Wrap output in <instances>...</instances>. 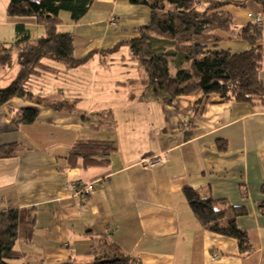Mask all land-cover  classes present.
Wrapping results in <instances>:
<instances>
[{
    "label": "crops",
    "instance_id": "1",
    "mask_svg": "<svg viewBox=\"0 0 264 264\" xmlns=\"http://www.w3.org/2000/svg\"><path fill=\"white\" fill-rule=\"evenodd\" d=\"M222 1L236 35L217 32L215 46L244 51L248 44L239 34L249 24L247 14L264 23V8L253 0ZM8 2L0 0V44L6 46L14 42L15 25L29 30L33 23L9 18ZM61 18L57 30L73 36L76 65L45 56L27 84L33 95L74 108L55 110L21 98L0 107V147L15 146L0 158V212L19 213V258L11 264H89L102 238L131 264H264V105L201 93L166 105L146 91L128 46L112 49L149 23L147 7L93 0L78 23ZM153 40L160 49V39ZM257 44L264 53V31ZM18 72L14 50L0 70V89ZM31 108L37 111L33 123L12 121L15 111ZM103 112L113 115L111 131L91 127L90 118ZM78 140L114 141L117 151L107 167L71 166ZM85 185L92 191H80ZM187 188L215 200L220 210L240 209L235 223L247 236V252L238 240L200 225L185 199Z\"/></svg>",
    "mask_w": 264,
    "mask_h": 264
},
{
    "label": "trees",
    "instance_id": "2",
    "mask_svg": "<svg viewBox=\"0 0 264 264\" xmlns=\"http://www.w3.org/2000/svg\"><path fill=\"white\" fill-rule=\"evenodd\" d=\"M130 5L144 6L150 11L149 23L138 29V36L119 43L112 51L128 46L136 59L146 91L166 105L178 98L201 93L215 94L225 102L260 103L264 105V83L261 79L264 53L257 42L264 31V23L249 24L239 37L248 44L241 52L220 50L215 46L221 41L217 32L235 36L233 17L223 11L222 0H127ZM264 8V0H253ZM93 0H9L6 15L11 19H29L44 29L45 35L30 42V33L24 24L15 25V39L10 46L0 44V70L8 66L12 52L18 51L19 72L15 79L0 89V107L12 98H21L48 106L55 110L74 108L72 103L49 101L35 96L27 80L39 61L50 56L75 66L73 60V36L59 32L64 23L61 15L76 24L86 15ZM160 39V52L152 47V41ZM186 65L173 74L175 60ZM37 118L33 108L15 111L12 121L31 124ZM92 129H113L111 112L95 114ZM15 146L0 147V158L9 157ZM117 151L114 141L78 140L71 148L68 160L71 166L80 161L82 168L107 167ZM264 193V185L262 188ZM185 199L200 225L213 233L238 240L240 250L248 251L246 234L237 229L235 219L242 215L239 208L220 210L217 202L201 197L193 189L184 190ZM264 213V203L260 206ZM17 210L0 212V264H11L19 258L14 249L18 235ZM101 247L89 264H131L128 256L107 239H100Z\"/></svg>",
    "mask_w": 264,
    "mask_h": 264
},
{
    "label": "rangeland",
    "instance_id": "3",
    "mask_svg": "<svg viewBox=\"0 0 264 264\" xmlns=\"http://www.w3.org/2000/svg\"><path fill=\"white\" fill-rule=\"evenodd\" d=\"M7 1H9V0H7ZM62 16H63V18H65V19L68 17V15H67L66 13H63ZM24 19H25V18H24ZM27 20H29V19H27ZM32 24H34V23H31L30 26H29V30H30V42H36V40H37L38 38H40V36H38V35H39V31H40L42 28H40L39 26H34V25H32ZM62 31H64V30L59 29V32H62ZM0 39H1V38H0ZM152 47L154 48L155 51L160 52V50L158 49L159 45H158L157 42L152 41ZM0 53H1V52H0ZM184 67H186V65L183 64L182 61H181V59L178 58V59L174 62L173 66H172V68H173L172 73L174 74V73L176 72L177 69H179V68L181 69V68H184ZM8 72H10V71H8Z\"/></svg>",
    "mask_w": 264,
    "mask_h": 264
},
{
    "label": "built area",
    "instance_id": "4",
    "mask_svg": "<svg viewBox=\"0 0 264 264\" xmlns=\"http://www.w3.org/2000/svg\"><path fill=\"white\" fill-rule=\"evenodd\" d=\"M247 18H248L249 22H251L253 24H256V25H260V24L263 23V18L260 15H255V14H252V13H248L247 14ZM109 26L111 28H115L117 26V23L114 20H110L109 21ZM144 161H143V163H145L147 166H154V165L157 164V162L150 163L149 161H145V162ZM80 191H82V192H91L92 191V185H85V186H83L80 189ZM134 264H137V263H134Z\"/></svg>",
    "mask_w": 264,
    "mask_h": 264
}]
</instances>
